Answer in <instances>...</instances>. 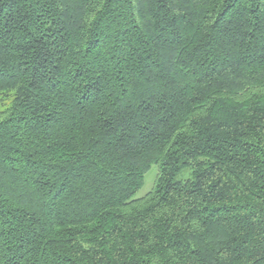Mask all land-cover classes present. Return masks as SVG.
<instances>
[{"label": "trees", "instance_id": "obj_1", "mask_svg": "<svg viewBox=\"0 0 264 264\" xmlns=\"http://www.w3.org/2000/svg\"><path fill=\"white\" fill-rule=\"evenodd\" d=\"M0 264H264V0H0Z\"/></svg>", "mask_w": 264, "mask_h": 264}, {"label": "rangeland", "instance_id": "obj_2", "mask_svg": "<svg viewBox=\"0 0 264 264\" xmlns=\"http://www.w3.org/2000/svg\"><path fill=\"white\" fill-rule=\"evenodd\" d=\"M157 170L158 166L156 164H153L148 170V172L145 174L144 184L141 189L136 193L135 197H141L152 189L156 179ZM183 175L187 176V172H185V174Z\"/></svg>", "mask_w": 264, "mask_h": 264}]
</instances>
